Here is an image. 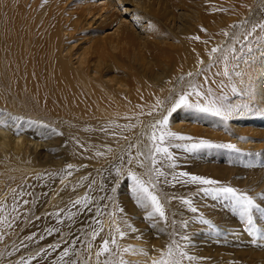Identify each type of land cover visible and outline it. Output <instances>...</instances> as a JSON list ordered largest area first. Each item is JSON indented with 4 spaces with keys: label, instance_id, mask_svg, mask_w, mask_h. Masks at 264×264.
<instances>
[{
    "label": "bare ground",
    "instance_id": "obj_1",
    "mask_svg": "<svg viewBox=\"0 0 264 264\" xmlns=\"http://www.w3.org/2000/svg\"><path fill=\"white\" fill-rule=\"evenodd\" d=\"M182 1L69 0L68 4H65L67 0H45L46 5L44 3L35 5L37 0H0V121L6 124V126L0 124V254H4L3 249L11 247L20 229L21 231L24 229L25 232L30 230L26 228L30 216L46 218L52 214L54 218L49 224L59 222L64 215V210L61 211L60 208L65 206L64 208L68 209L69 202L77 195L84 182L82 178L76 176L66 182L67 169L61 167L63 164L61 154L57 153L53 160L50 154L52 147L49 145L52 141L47 143L48 141L43 142L38 138L41 133L44 134V129L41 128L39 131L38 128L37 132L34 126L32 128L27 126L34 125L31 122L35 117L43 121L55 120V123L60 124V130L72 137L67 145L62 143L61 138L58 141L55 139L57 143L54 148L65 153L64 156L71 162L72 168L84 162L91 164L95 169L98 165L94 162L101 157L93 155L94 151L97 154V151L112 152L125 148L126 133L121 127L132 122L131 108L139 105L142 96L143 102H155V94L151 93L152 81L166 80L162 89H172L170 93L172 105L184 92L196 89L195 82H199L207 90L206 87H211L227 95L229 90H235L239 95L235 99L238 101L244 97L246 104L251 108H242L240 115L229 121L230 130L221 126L214 112H208L209 116L199 118L195 117L197 111L195 112L194 108L187 107L176 110L169 126L175 129L176 133L189 137L191 133L197 134L196 131L204 133L205 137L215 136L216 132L221 131L220 138L235 145L232 149H239L241 152L243 149H255L256 153L261 152L264 155V36L262 35L259 41H250L252 35L250 33L253 30L257 33L262 31L257 25H264V0H260L258 7L256 6L250 16H247V22L250 24L253 21L254 25L248 31V25L246 28L242 27L239 34L232 33L225 40L222 36L227 32L215 31L217 24L215 26L214 23L222 19L215 17L217 13L215 15L212 10L217 5L220 6L219 2L229 4L232 8L237 1L243 0H190L189 4L185 0L183 1L185 4ZM251 2L245 0L247 6ZM156 5H160L159 8L162 7L170 16L176 18L175 21V18L169 20L170 17L166 18L168 13L160 10L159 14L163 12L166 14L164 15L168 19L166 26L173 32L171 37L173 39L159 33L160 29L154 21V12L159 10L154 7ZM237 5L239 7L240 3L235 6ZM34 6L37 8L34 9ZM240 11L236 13L239 14ZM220 16L224 17V14L221 13ZM165 18L163 17L164 21ZM38 22L40 24L35 30L34 26ZM93 24L97 28L90 30L89 35L81 33L85 25L89 27ZM24 29L27 30L26 34ZM78 34L81 35L74 38ZM137 38L139 41H135L139 42L138 44L133 41ZM33 39L35 43H32ZM73 40H81V44H87L88 47L82 48L81 51L74 50V45L70 43ZM242 43H249L251 47L242 60L236 59L237 62L232 65L233 73L227 68L228 65L225 67L223 62L218 64L211 58L218 52L223 54L224 49L234 54ZM213 47H218L219 51L210 57L208 53ZM106 48L109 49L108 53L111 52V57L102 56L101 52L107 53L104 50ZM91 50L95 52L94 55L96 54L92 61L87 57ZM156 54L159 56L155 57ZM35 55L36 63L32 61ZM119 55H124L136 63L139 68L136 69V75L134 69L130 68L133 65L127 64L129 61L126 64L123 61L125 65L116 61ZM169 57L178 63L172 65L170 62L168 65ZM89 62L94 63L95 75L87 73ZM151 65H156L159 70L156 73L152 70L154 76L148 71L151 70ZM102 70L108 72L102 76ZM129 71L133 74L131 75ZM178 73L181 74L179 77ZM188 73L192 75L189 76ZM132 77H136V80ZM166 96L168 94L161 96L160 102L163 107L166 105ZM195 98H201L203 105L205 102L206 105L211 104L207 99L194 93L189 97L190 102ZM23 108L25 109L23 112L26 113L24 118L21 117L23 113H20ZM37 113L39 116H36ZM88 114L91 116L88 117ZM144 114L149 117L148 121L142 129L135 131L134 143L140 144L145 150H150L152 125L162 118L164 108L159 107L158 110L152 111V114L147 109ZM70 121L74 122L73 126L68 128L63 125ZM31 129L36 132L30 133ZM27 131L29 134H25ZM58 136L59 134L57 138ZM262 162L264 164V157ZM249 180L251 182L247 183L248 187L245 188L249 191L248 194L256 198V194L260 192L259 195L263 197L264 189L259 188L264 186V182L257 179ZM35 191L39 192L40 196H36ZM104 227L106 234L102 235L110 239L108 230L109 228L114 230L115 225L112 223L111 227H107L105 223ZM119 227L121 231L127 232L126 228L120 225ZM261 231L264 234V227ZM113 235L117 236V241L124 238H120L115 231ZM184 242L183 250L196 259L193 261L184 259L182 264H208L205 252L195 253L187 249V243ZM141 244L129 243L131 249L125 252L128 261L124 259L128 264L152 262L153 258L151 259V255L148 254L151 251L146 249L148 245ZM43 245L40 244L39 249L33 246L34 249L31 247L28 249L30 252H38ZM57 250L58 248L50 251L55 254ZM153 251L156 253L159 250ZM46 254L42 250L36 259H43ZM131 257L132 259L135 257L134 260L130 261ZM102 259L100 256L92 263L102 264ZM226 264L232 262L227 261Z\"/></svg>",
    "mask_w": 264,
    "mask_h": 264
},
{
    "label": "rangeland",
    "instance_id": "obj_2",
    "mask_svg": "<svg viewBox=\"0 0 264 264\" xmlns=\"http://www.w3.org/2000/svg\"><path fill=\"white\" fill-rule=\"evenodd\" d=\"M37 1L38 2L35 5H38L39 3L45 4V0L43 1L37 0ZM68 1L69 0H67L65 4H68ZM185 1H187V4H189L190 0H185ZM251 1L252 2L248 6L245 3V0L237 1L236 4L240 3L239 6L240 8L238 7V5L236 7L235 6L236 4L231 8L229 7V4L223 2H219L220 6L217 5L215 8H213L212 12H215L214 13L215 15L217 13V16L215 17L217 18L221 17L223 21V22L219 21L222 23L221 25L219 22L214 23L215 26L216 24L217 26L219 25L218 28L216 26L215 31H218L219 33L227 32V35H225L224 33V36H222L224 37L223 40L227 39V37L232 35V33L239 34L238 32H240L241 28L244 26L246 28V26L248 25V29H247L248 31L249 28L254 25L253 21H251L252 23L250 22L251 25L247 22V18H248L247 16H250L252 10H255L258 7L259 5L258 3L260 2V0H251ZM183 3L185 4L186 2ZM159 6L158 5L154 6L159 9L158 10L156 8L159 12L158 11L154 12L156 14V15L154 14L155 16L154 21L157 22L155 24H157L158 28L160 29L159 33L170 39L173 36V32L169 31L170 29L167 28L166 24L168 23V19L166 18L170 17L169 18L170 20V19H174L175 17L170 16L167 10L165 11V9H163L162 7H161L162 9L159 8ZM36 8L37 7L34 6V9ZM46 8L48 9L49 7ZM160 10L161 12L162 10L165 13L167 12L168 14L167 13L166 14L168 17L164 16L166 15L163 14L164 12L162 14H159L161 13ZM242 10L245 11L243 12ZM236 11H240V13L237 14ZM241 12H243V14H241ZM221 13L224 14V17L220 16ZM48 15L50 16L49 13ZM124 17L126 18L125 15ZM163 17L164 18L166 17L165 18L166 21H164ZM175 20L176 18L174 19V21ZM39 22L35 24L36 25L34 26L35 30H37V27L40 24ZM222 26L223 29H225L224 27H226L225 31H223ZM96 28L97 27L95 24L89 27L85 25L81 33H85L89 35V31L95 30ZM260 28L262 29L260 33H257L255 30H253V32L251 31L252 32L250 33V35L252 34L250 37L251 42L259 41V39L260 40L262 39L261 36L262 35L264 36V27H260ZM26 32L27 30L24 29L25 34ZM24 33H23V37L25 38L26 36ZM34 33L35 32L33 30V34ZM80 35L81 34H78L74 38H77ZM257 35L260 36L257 37ZM135 40L139 41L138 38L134 39L133 41ZM31 41L32 40H30V42ZM32 43H35L34 39ZM70 43L74 45V50L81 51L82 48L84 49L88 47L87 44L82 45L81 40H73V42ZM136 43L138 44L139 42ZM249 43L246 44L242 43L241 45H239L238 50L234 52V54L232 52H227L224 49L225 53L223 52L222 54V52H218L217 55H214L211 58L214 61H216L218 64H221V62H223L225 67L226 65H228L227 68H229V70H231V73H233L232 65L235 64L237 60L240 59L242 60L244 58L246 51L250 50L249 47L251 46L249 45ZM79 44H81L82 46ZM104 50L109 51L108 48ZM108 51L107 53L106 52L105 53L110 54V56L108 55L106 56V54H104V51L101 52L103 53L102 56L104 57L105 55V57H111V52L108 53ZM93 53L95 52L91 50V53L87 54L88 59L90 58L91 61L92 59L93 60L95 59L96 54L94 55ZM228 54H230V56ZM156 56L158 57L159 55L156 54L155 57ZM117 57L118 60L116 59V61L121 62V64H123V61H125L124 62L125 64L127 63V61H129L127 64L131 63L130 66L133 65V67L131 66L130 68L134 69L132 70L136 75V69L139 68H137V65L134 61H130L124 55H119ZM167 60H169L167 62L168 65H170L169 64L170 62L172 65L173 63L174 64L178 63V61L176 62L173 61L174 59L172 57L171 58L169 57ZM32 61L36 63L37 55L34 56ZM93 66L94 63L92 62H89L87 65V73L89 75L92 74L95 75L93 71L94 70ZM150 69L151 70L148 71L149 72L151 71L153 76L156 72L159 71L156 65L155 66L151 65ZM152 70H154L155 73L152 72ZM105 71L102 70L101 71L102 73L100 72L102 76L108 72L107 70ZM109 74L110 73H108V75ZM130 74L132 75L133 73L130 72ZM178 74L179 75H177V77L181 75L180 73ZM133 79L136 80V77H134ZM164 80L165 79L162 80L163 82L152 81L151 82L152 84L150 82H147L148 84L150 83V85L152 86L151 93L155 94L154 103H147L146 101L143 102V96H142L139 105L131 108L133 111V113L130 114V118H133L132 122L127 125H123L121 127L126 133L125 135L126 141L124 144L125 147L124 149L121 148L119 149L121 151L114 150L112 152H102V153L97 151V153H100V155L95 154L96 151L94 152L92 151L93 155H97L98 157L99 156L101 157L94 162V164L97 163L98 165L97 168L95 169L92 168L91 164L84 162L78 164L77 167L75 168L67 167V165L71 164V162H69L68 159H66V157L64 156L65 153H62L59 149H54V148H56L55 144L60 138L62 140V143L67 145L72 139V137L67 132L63 133L60 130L61 129L60 124L55 123V120L45 119L43 121L38 119L39 117H35L36 120L33 119L31 122V124L34 125L30 126L27 124V126L31 128L34 126L36 131L38 128L39 131L41 130V128L42 130L44 129L43 131L44 134L41 133L38 138H41L43 142L48 141L47 143L52 141L51 143H49V145L52 147V152L50 154L52 155L53 160L55 159L57 153L61 154L63 161L61 167L63 169H67V171H65L66 182L73 176H76L79 179L82 178L84 182H82V186L80 190L77 192V195L74 196L72 200L69 202L70 205L67 206L68 209L66 210V208H64L65 206H62L60 208L61 211L64 210L63 211L64 215L63 217L60 218L59 222H56L55 224H49L51 219L54 218L52 214H50L52 216L48 215L46 218L45 217L41 218L36 216L32 218L33 216H30L28 221L29 223L26 225L27 226L26 228L30 230H28V232H25L24 229H22V231L20 229L19 234L15 237L11 247L6 250L3 249L4 254H0V264H21L22 258L24 261H27L28 264H91L92 261L95 260V258L98 259L100 257V256L97 257L96 253L98 252L100 246L102 245L103 240L107 239L105 236L102 235V234H106L104 229L106 228L104 227L105 223L107 224V227L108 226L111 227L112 223L113 225H120L126 228L125 230L127 232L124 238L120 240L121 242L118 241L119 251L117 250V246L110 245V247L112 248V252L101 255V258H103L102 264H105L106 260L109 262V264H119L120 259L123 260L125 259L128 261V259L125 256V252H123L122 249L125 247H129L130 245L141 244V243L142 244L145 243L146 245H148L146 246V249L147 248H148L147 250L150 249L151 252H149L148 254L151 255V259L152 258L158 259L160 257L161 251L162 250L166 251L167 246L173 240H175L176 243L179 244L180 247L182 248L184 247V243H185L184 241H186L187 243L186 248L195 253H198L199 251L205 252L207 257L206 261L208 264H212V262L213 264H219V263L226 264L227 261H231L232 264H248V263L264 264V239H262V231H261L262 228L264 227V196L262 197L261 195H259L260 192H258L256 194V198H253L256 204L259 205V208H254L252 210L251 213L253 219L252 227L254 231L249 232L245 227V221L240 218L239 210L237 209L234 201L223 195H216L215 193H211V192L206 193L201 190L204 188L231 186L236 188L239 192L242 193L247 192L246 194H248L249 191L246 190L245 188L248 187L247 183L251 182L249 179L251 180L257 179L260 180L261 182H264V164L262 162L264 155L261 154V152L256 153L255 149H243L241 152L239 149L235 150L228 147H204L195 150H189L186 147L174 146L175 144L190 145L191 143L198 142L200 139L209 140L214 145L223 144V143L229 144L227 141H223V138H220L222 136L221 131L216 132L219 136H217L216 134L215 136L213 135L214 137L212 136L213 138L211 136L209 137L208 135H206L205 137L204 133L200 134L196 131L195 133L197 134L195 135H193L194 133L190 134V137L193 138L192 140H188V141L173 140L172 142L173 146L170 148V150L172 151L175 158V163H176L175 169L169 168V163L164 160H161L160 164L158 165L166 173H171L172 171H176V172L187 171L190 174L200 175L209 179L216 180L219 182L217 185H196V184H183V183L172 184V183H165L164 182L165 177H161L160 183L157 184L155 191L160 196L161 202L165 206V212L167 217L166 220L160 219L158 216L154 217L152 220L145 219V210L137 206V204L135 203V199L131 191L133 181L128 175V172L129 170H131L137 173L143 179L148 180L149 176L151 175L149 169L152 168L153 166L149 159L150 150H145V148L141 147L140 144L134 143V134L136 130L142 129L143 125H145L146 122L148 121L149 117L144 114V112L147 109H149L150 113L152 114V111L154 112L158 110L159 107L164 108L163 116L168 115V109L172 107L171 103H173L170 94L172 92V89L171 90L162 89V87L164 88L163 85L166 82V80L165 81ZM161 83L163 84L161 85ZM195 83H196L195 85L196 90L202 93V95L200 96H202L204 99H207L210 103H214L215 107L218 106V108H220L221 110L228 111L232 114L229 117L227 116V118H225V116H218V115L215 116L216 118H218L217 121L221 123V126H224V128L227 130H230L229 121L233 118L238 117L240 115V110L242 108L245 109L251 108L250 106H248L249 104H246L244 97L239 99L238 101L237 99H235V97L239 96L235 90H229L228 88L229 93L227 95V93L223 91L219 93L220 91H215V89L213 88L211 89V87H206L208 88L207 90L203 86H201L199 82H195ZM163 94H168V96H166L165 99L166 102L165 107H163L162 102H160L161 96ZM158 101L159 104L157 103ZM193 102H198L201 105H203L202 104L203 100L201 98H195ZM204 105H206V102ZM194 109L195 112L197 111L195 117L196 116L199 118L207 117V115L209 114L208 112H204L200 109L197 108ZM19 110L21 111V109ZM23 110L25 111V109L23 108L22 112L20 111L19 112L23 113L21 117L24 118L26 117V113L23 112ZM175 114L176 111L174 112V114L172 113L169 116V124H168V128L173 132H176V130L171 128L169 125L172 124V120L174 119ZM89 115L90 114H88V117ZM36 116H39V114L37 113ZM84 121L87 122L86 119ZM73 124L74 122L70 121L63 125L64 126L66 125L69 128L70 126H73ZM115 124L118 125V123ZM35 125L37 128L35 127ZM33 129H31L32 131L29 130L30 133L33 131L36 132ZM48 129H50L49 132L47 131ZM27 132L25 134H29V132L28 133ZM50 132H52V134ZM58 134L59 136L57 138ZM34 135H36V133ZM50 135L54 137L50 138L51 137ZM82 137L83 135L81 136V138ZM55 139H57V141H55ZM224 139L227 140L226 137ZM52 144L54 145V147ZM137 153H143V155L138 157ZM137 159L143 161V166L137 164ZM157 159L159 160L160 157L158 156ZM98 160L101 161L102 163L98 162ZM129 160H131V163H129ZM117 169H119V172H117ZM167 179L171 180V176L168 175ZM32 188L34 189L35 187ZM113 189H115V191H113ZM259 189H264V186H260ZM38 194L39 192L37 193V191H35V195L40 196ZM85 196L89 198L86 206L74 204V201L83 198ZM171 197H183L186 199H190L192 201V207H195L197 211L192 212L191 208L183 204L180 199H171ZM118 207L124 209L123 213L118 211ZM97 221H99L100 223L98 224ZM184 222H187L186 226ZM128 224H130L135 229V231L129 230L126 227V225ZM100 228H103V231L100 232L98 236L93 238L92 236L93 231L94 230L99 231ZM108 232L109 235L112 236L114 230L112 228H109ZM184 237H187V239H184ZM133 239L137 241H134ZM253 241L256 242L253 243ZM42 243L44 244L43 245L44 247L40 248L41 250L38 252H30V249H28L30 247L39 249L38 247ZM124 244L126 245L124 246ZM89 245H91V247H89ZM57 248L58 250L55 252V254L57 253V255L52 254L50 250ZM65 249H67V253H68L67 255H64ZM18 250L21 251L18 252ZM42 250L44 251V253L47 254L43 259L40 260L36 259V257L38 256L37 253H40ZM153 250H157V251L159 250L158 251L159 253L158 252L155 253ZM256 251H258V253ZM217 256H220L219 257L220 260ZM234 256L236 257L234 258ZM33 257L34 259H30ZM222 257H225L226 259H222ZM134 258L132 259L131 257L129 258V260L130 261L134 260ZM208 260H210L211 262ZM215 260L218 262H216ZM220 261L223 263H221ZM147 264H152V262H147Z\"/></svg>",
    "mask_w": 264,
    "mask_h": 264
},
{
    "label": "snow or ice",
    "instance_id": "obj_3",
    "mask_svg": "<svg viewBox=\"0 0 264 264\" xmlns=\"http://www.w3.org/2000/svg\"><path fill=\"white\" fill-rule=\"evenodd\" d=\"M257 26L264 27V25H257ZM225 35H227V33H225ZM195 39H199V37H195ZM218 51H219L218 47H213L211 51L208 53V55L211 57L214 53ZM202 62L203 61H201V63ZM188 75L190 76L192 74L188 73ZM193 93L198 97L202 95V93L196 89H193L192 92H184V94L179 96V98L174 102L172 107L168 109V115H164L162 119L157 120L156 123L152 125V132L150 135L151 149L149 153V159L153 167L149 169V172L151 173L149 179L145 180L137 173L131 170H129L128 172V175L133 181V185L131 189L132 195L135 199V203L137 204V206L145 210V219L152 220L154 217L157 216L160 219H164V220L167 219L165 206L161 202L160 196L155 191L157 184L160 183L161 177H165L164 180L165 183H172V184L183 183V184H196V185H217L219 183L216 180L209 179L200 175L190 174L187 171H179V172L172 171L171 173H166L158 166L160 164V161L164 160L169 163V168L175 169L176 167L175 158L172 151L170 150V148L173 146L172 144L173 140L188 141L193 139L192 137L173 132L168 128L169 116L172 113H174L176 110L180 109L181 107L197 108L204 112H214L215 115L225 116V118H227V116L231 114L230 112H224L220 108L215 107L214 103H211L209 105H201L198 102H190L189 97ZM157 103L159 104V101ZM0 124H4V126H6L5 122L3 121H0ZM174 146L186 147L189 150H195L204 147L235 148V145L232 144L214 145L209 140L206 139H200L198 142L191 143L190 145L175 144ZM97 154L100 155V153ZM141 155H143V153H137L138 157ZM158 156L160 157L159 160L157 159ZM129 163H131V160H129ZM137 164L143 166V161L137 159ZM67 167L72 168L73 166L69 164L67 165ZM117 172H119V169H117ZM168 175L171 176V180L167 179ZM201 190L206 193L211 192V193H215L216 195H223L234 201L237 209L239 210L240 218L245 221V227L249 232L254 231L252 227L253 219L251 213L254 208H259V205L256 204V202L253 200L251 196H249L246 193L239 192L236 188L231 186L204 188ZM113 191H115V189H113ZM88 199L89 198L85 196L83 198L74 201V204L86 206ZM171 199H180L183 204L191 208L192 212L197 211L195 207H192V201L190 199H186L183 197H171ZM25 203H27V201H25ZM118 211L123 213L124 209L118 207ZM97 223L99 224L100 222L97 221ZM184 224L186 226L187 222H184ZM126 227L131 231H135V229L130 224L126 225ZM102 231L103 228H100L99 231L94 230L92 233L93 238L98 236ZM114 231L115 233L118 234L120 238H123L126 235V232L121 231L119 225H115ZM184 239H187V237H184ZM262 239H264V234H262ZM255 242L256 241H253V243ZM110 245L117 246V250L119 251L116 235L111 236L110 239L103 240L102 245L100 246L98 252L96 253L97 257L106 253H111L112 248L110 247ZM89 247H91V245H89ZM130 249L131 246L123 248L122 251L128 252L130 251ZM67 254H68L67 249H65L64 255ZM37 255H39V253H37ZM30 259H34V257ZM184 259L193 261L196 259V257L188 255V253L184 251L183 248H181L180 245L177 244L175 240H173L167 246L166 251L165 250L161 251L160 257L158 259L152 260V264H182V261ZM21 264H28V262L24 261L22 258ZM105 264H109V262L106 260ZM119 264H128V262L123 259H120Z\"/></svg>",
    "mask_w": 264,
    "mask_h": 264
}]
</instances>
